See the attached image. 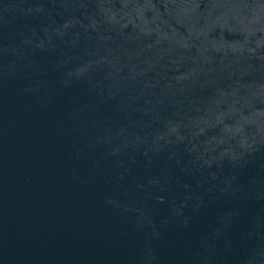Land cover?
Here are the masks:
<instances>
[{"label":"water","instance_id":"water-1","mask_svg":"<svg viewBox=\"0 0 264 264\" xmlns=\"http://www.w3.org/2000/svg\"><path fill=\"white\" fill-rule=\"evenodd\" d=\"M0 264H264V0H0Z\"/></svg>","mask_w":264,"mask_h":264}]
</instances>
